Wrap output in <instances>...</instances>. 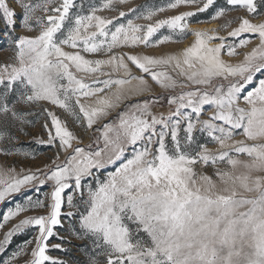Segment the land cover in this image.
<instances>
[{"label": "snow or ice", "instance_id": "6c2138e0", "mask_svg": "<svg viewBox=\"0 0 264 264\" xmlns=\"http://www.w3.org/2000/svg\"><path fill=\"white\" fill-rule=\"evenodd\" d=\"M129 3L0 0V41L13 53L0 63V141L17 139L12 128L25 133L38 108L47 139L37 142L56 148L50 163L35 170L0 164V202L23 197L2 215L0 229L22 213L47 209L4 233L0 253L15 234L38 229L34 241H24L3 264H17L33 242L24 264H74L47 254L50 248L69 252L64 244L73 239L87 241L72 245L86 254V264H264V20L249 18L264 17V0H224L219 7L218 0H167L119 10ZM181 7L194 11L151 22ZM210 8L216 10L198 23L237 9L248 16L227 36L219 32L233 20L219 29L190 28L192 18ZM18 27L36 34L15 35ZM163 29L169 34L154 39ZM189 34L194 40L179 52L136 51ZM242 34L258 44L239 62L222 58L240 55L237 49L250 43ZM153 85L164 91L154 93ZM161 99L167 114L153 111ZM205 106L212 111L202 119ZM121 107L118 119L96 128L100 135L84 146L53 110L88 132ZM197 131L206 134L205 143ZM14 154L0 147V155ZM49 182L51 191L41 199ZM33 189L36 198L28 194ZM65 219L61 235L56 229ZM52 238L58 242L50 245Z\"/></svg>", "mask_w": 264, "mask_h": 264}, {"label": "rangeland", "instance_id": "374dc122", "mask_svg": "<svg viewBox=\"0 0 264 264\" xmlns=\"http://www.w3.org/2000/svg\"><path fill=\"white\" fill-rule=\"evenodd\" d=\"M167 2V0H130V3L127 5H120L118 6L119 10H124L127 11V8L129 7H136L139 5H145V6H161L163 4H165ZM86 3H90V4H94L96 6H100L103 3V0H86ZM224 3V0H218L217 3V7H219L221 4ZM11 7L15 8V10L17 11V13H19L21 10L20 8L16 5V4H11ZM215 8H210L209 11L197 15L195 17L192 18V22L190 24V28L193 29H200V30H211V29H219L220 25L224 24L226 20H233L234 22L227 28L224 30H221L219 32V34L221 36H227V32L231 31L232 28H235L238 26L239 23V19L240 17H245L248 16V14L246 13L245 10L242 9H237V10H232V11H228L226 16L216 20V21H211V22H207V23H198L197 21H205L208 19V17H210L212 15V13L215 11ZM182 11H194V8H187V7H181L179 9L176 10H171V11H167V12H163V13H158L156 17H154L153 21L154 22L156 19H163L166 18L168 16L171 15H175L178 14L179 12ZM262 11H264V9H262ZM37 15H43V13L41 12H37ZM102 16H107V17H112L114 15H117L116 12H111V11H103L99 13ZM129 18H133L134 17H129ZM250 19H252V22L254 23H258L261 22L262 20H264V17H249ZM121 22H126V21H121ZM150 21H145V20H136V23H140V24H147ZM0 29H3V24L0 23ZM20 34H29V35H34L36 34L35 32L33 33H26L25 30L21 29L20 27L17 28L15 35H20ZM168 30L167 29H163L161 30L156 37H154V39H159L161 38L163 35H167ZM244 37H248L250 38V43L243 48H238L237 52L240 53V55L238 56H234V57H227L226 55L223 56L222 58H224L225 60H230V62L232 63H236L239 62L240 60L243 59V55L246 52H249L253 47H255L258 44V38L251 36V34H242L241 38ZM194 40V37L192 35H187L186 37H184L182 40H180L179 43H165V44H161L158 47H154V48H144L143 46H140L136 49V51L138 52H143L145 54H150V55H160L163 53H172V52H179L180 50H182L184 47L190 45V43ZM219 41H213V43H218ZM229 42H232V38H229ZM67 51H71V49H65ZM86 56V58L89 59H96V58H105L103 57V55H89V54H84ZM13 56L12 51L10 50V48L8 47L7 44H5L3 41H0V63L3 62H10L11 57ZM105 71H108V69H105ZM77 75H81V74H77ZM116 76H118V74H114L113 78H116ZM107 77H103L101 76L100 79H105ZM262 78V77H257ZM86 80L91 81L93 79V77H85ZM154 88V93L159 94L161 92H163L164 90L160 89L158 86L153 85ZM180 89H177L176 92H179ZM174 94V93H173ZM165 96H167V93H165ZM51 107V106H49ZM56 114L58 116H60L61 119L66 120L68 127L70 128V130H72L76 135L80 136L82 141H83V145H87L90 143V141L95 138L98 137L100 135V133L98 131H95L96 128H101L104 123H111L114 122L118 119V113L120 111H123L124 108L121 107L120 109H116L113 110L109 116L103 118L102 121H99L96 125H94L93 130H90L88 132H85L82 128L76 126L72 119L69 118L62 110L58 109V108H54L53 109ZM172 110H174V106H172ZM153 111L156 113H160L163 112L164 114H167L169 111V106L166 102V99H161L160 103L155 105L153 107ZM212 109H210L208 106H205V111L202 115V119H207L208 116L211 114ZM35 115H30L28 117V119L30 121H32L31 125H27L25 126V133H21L18 131V128H12L10 129V133L15 135L17 137L16 140L14 141H0V147L3 148H11L13 150L14 155L11 156H3L0 155V164H6L8 166H13L17 169V171H19L20 168H25V169H32L35 170L36 168H40L43 167V165L45 164H49L50 161L53 159L55 153H56V148L55 147H51L48 146L46 144H40L38 143V139H47V134L44 132L43 130V124L46 120V116L44 114L40 113V110L38 108L34 109ZM196 136L198 138V140L201 143H205L206 141V134L204 133H200V132H196ZM240 137L237 136L236 139H239ZM100 146H103V142H100ZM93 147L95 148V144L93 145ZM208 147L211 150H216L218 145L214 144V143H208ZM20 153H29L32 155L29 156H24ZM61 160H63V155H61ZM198 170H199V166H197ZM113 169H108V171H111ZM210 170V169H209ZM103 175V173L101 174ZM51 191V182H49L47 185H45L43 188L40 189L39 191V197L41 199L45 198V194L50 193ZM29 195H32L33 198H36L37 193L35 191V189L31 190L29 193ZM17 202H23V197L20 195H16L11 199H8L4 202H0V220H2V215L4 213H6L8 211L9 208L15 207V204ZM47 211V209H38L35 211H30V212H25L22 213L20 216L13 218L11 221H9L2 229H0V240L3 239L4 233H6L7 231H9L15 224H17L19 222V220L25 218L26 216H31V215H40V214H45ZM63 211H68L67 207L65 206ZM68 227V221L67 219L64 220V227L63 228H57L56 230L60 232L61 235H65L66 234V229ZM38 234V229L35 227H28L25 231H23L22 233L19 234H15L10 243L6 246V250L3 253H0V264H3V261L8 259L9 256H11V254L18 248V246L22 245L24 241L27 240H33L34 241V237ZM58 241L56 240V238H52L50 240V245L57 243ZM87 241H79L76 239L72 240V244H64V247L69 249V252L65 253V252H60L58 250H54L51 249L48 251V255L52 256L53 258H59V259H63V260H72L75 264V262H79V264H86L87 261V256L84 252H82L81 250H79L78 248L73 247L72 245H79V244H86ZM35 246V243L33 242V244L29 245L27 251H28V255L22 256L17 264H24V261L30 259V252H31V248Z\"/></svg>", "mask_w": 264, "mask_h": 264}]
</instances>
